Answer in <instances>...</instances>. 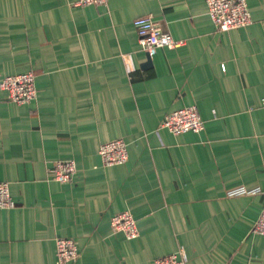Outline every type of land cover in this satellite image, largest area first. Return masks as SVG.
Segmentation results:
<instances>
[{
  "label": "crops",
  "instance_id": "0c3cea01",
  "mask_svg": "<svg viewBox=\"0 0 264 264\" xmlns=\"http://www.w3.org/2000/svg\"><path fill=\"white\" fill-rule=\"evenodd\" d=\"M0 0V80L34 74L36 98L0 90V264H57L55 239L72 238L69 264H264L252 226L264 206V0H247L248 26L219 31L204 0ZM147 15L183 43L149 57L132 21ZM195 106L198 133L160 128ZM122 139L124 164L103 166L99 146ZM71 159L68 183L48 168ZM237 183L260 193L227 197ZM128 211L139 235L113 234Z\"/></svg>",
  "mask_w": 264,
  "mask_h": 264
},
{
  "label": "built area",
  "instance_id": "2783aa9c",
  "mask_svg": "<svg viewBox=\"0 0 264 264\" xmlns=\"http://www.w3.org/2000/svg\"><path fill=\"white\" fill-rule=\"evenodd\" d=\"M107 0H74L73 7L98 6ZM206 14L214 27L219 31H229L248 26L251 16L247 7V0H204ZM138 45L149 57L158 49H172L180 46L183 41L174 39L168 32L150 16L135 17L132 21ZM0 90L6 92L7 100L16 104H27L35 100L34 74L31 72L9 75L0 80ZM264 105V99L262 100ZM204 127V122L195 106H185L167 114L160 124L171 134L186 132L198 133ZM98 155L103 166L124 164L128 159L127 144L122 139L109 140L98 148ZM76 166L71 159H57L52 161L48 173L52 180L59 183L71 181ZM256 184L237 183L227 186L224 190L227 197L253 196L260 193ZM15 202L10 196L8 183L0 181V209H11ZM109 227L113 234L122 233L126 239H134L139 235L136 220L128 211L111 216ZM252 231L264 235V206L255 220ZM79 255L75 241L72 238L55 239V258L57 264H69L77 260ZM153 264H184L182 251L156 258Z\"/></svg>",
  "mask_w": 264,
  "mask_h": 264
}]
</instances>
